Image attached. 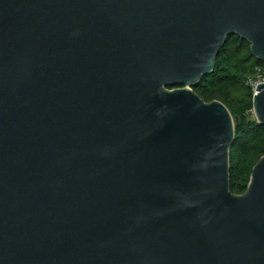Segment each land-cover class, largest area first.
Listing matches in <instances>:
<instances>
[{
  "label": "water",
  "instance_id": "1",
  "mask_svg": "<svg viewBox=\"0 0 264 264\" xmlns=\"http://www.w3.org/2000/svg\"><path fill=\"white\" fill-rule=\"evenodd\" d=\"M231 36L264 62V0H0V264H264V155L232 193L193 90Z\"/></svg>",
  "mask_w": 264,
  "mask_h": 264
},
{
  "label": "trees",
  "instance_id": "2",
  "mask_svg": "<svg viewBox=\"0 0 264 264\" xmlns=\"http://www.w3.org/2000/svg\"><path fill=\"white\" fill-rule=\"evenodd\" d=\"M256 67L264 77V62L251 55L246 41L231 36L217 56L214 71L193 88L205 102L218 100L225 104L234 119L230 190L238 195L246 190L253 166L264 155V125L252 116L253 95L245 84L247 77L254 76Z\"/></svg>",
  "mask_w": 264,
  "mask_h": 264
},
{
  "label": "built area",
  "instance_id": "3",
  "mask_svg": "<svg viewBox=\"0 0 264 264\" xmlns=\"http://www.w3.org/2000/svg\"><path fill=\"white\" fill-rule=\"evenodd\" d=\"M260 82H264V77H262V70L256 67L254 76H250L245 79V84L250 87L252 95L256 94L257 89H255V87Z\"/></svg>",
  "mask_w": 264,
  "mask_h": 264
},
{
  "label": "rangeland",
  "instance_id": "4",
  "mask_svg": "<svg viewBox=\"0 0 264 264\" xmlns=\"http://www.w3.org/2000/svg\"><path fill=\"white\" fill-rule=\"evenodd\" d=\"M252 116L254 117L253 113H252Z\"/></svg>",
  "mask_w": 264,
  "mask_h": 264
}]
</instances>
